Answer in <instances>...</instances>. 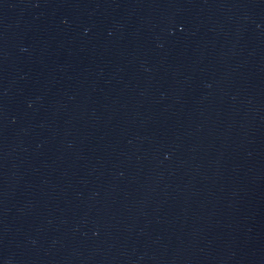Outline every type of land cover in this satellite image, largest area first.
Returning a JSON list of instances; mask_svg holds the SVG:
<instances>
[{
  "label": "water",
  "instance_id": "1",
  "mask_svg": "<svg viewBox=\"0 0 264 264\" xmlns=\"http://www.w3.org/2000/svg\"><path fill=\"white\" fill-rule=\"evenodd\" d=\"M0 264H264V0H0Z\"/></svg>",
  "mask_w": 264,
  "mask_h": 264
}]
</instances>
